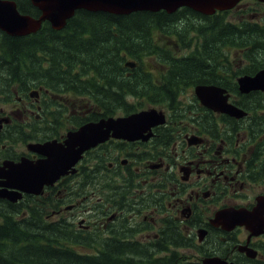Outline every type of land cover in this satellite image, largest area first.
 <instances>
[{
    "label": "flooded vegetation",
    "instance_id": "flooded-vegetation-1",
    "mask_svg": "<svg viewBox=\"0 0 264 264\" xmlns=\"http://www.w3.org/2000/svg\"><path fill=\"white\" fill-rule=\"evenodd\" d=\"M234 10L239 13L237 23L264 24V0H243ZM42 69L39 76L0 75V189L7 170L44 159L32 145L63 144L67 134L81 126H74V93L52 90L46 66ZM259 70L243 68L238 77ZM235 94L252 105L242 108L243 119L210 111L192 94L193 104L183 108L181 116L164 111L166 123L153 127L148 140L110 138L87 151L75 173L73 166V173L43 186L40 195L21 192L16 202L0 199V210H8L9 221L27 231L33 206L39 204L43 232L45 224L61 226L72 241L69 247L81 256L106 251L108 243L117 248L136 243L141 255L161 257L174 246L163 253L150 247L171 231L166 226L177 224L185 240L179 250H192L191 226L203 227L204 239L194 237L191 246L208 253L206 257L229 264H264V229H255L257 223L231 232L209 225L219 210L253 212L260 202L258 216L264 220V135L259 134L264 131V93L241 94L236 86ZM206 206L211 210L207 216Z\"/></svg>",
    "mask_w": 264,
    "mask_h": 264
},
{
    "label": "trees",
    "instance_id": "trees-1",
    "mask_svg": "<svg viewBox=\"0 0 264 264\" xmlns=\"http://www.w3.org/2000/svg\"><path fill=\"white\" fill-rule=\"evenodd\" d=\"M12 1L17 4L21 14L39 17L40 12L28 0ZM226 14L203 16L187 8L172 15L138 12L114 16L78 11L61 31H55L44 23L37 33L24 37L12 38L0 32V75L39 76L45 65L48 87L52 85V90L59 93H74V97L84 99L82 105L91 107L90 110L84 109L90 111L85 116L77 114L74 125L113 116L116 112L130 114L140 109V102L129 103L127 98L145 100L152 106L164 105L173 112L181 111L178 97L183 87L217 85L228 92H236L233 73L228 71L231 66L229 57L222 58L224 68L216 63L217 51L222 47L238 46L251 56L257 52L264 60V29L249 25V30H241L225 22ZM187 19L205 22L195 33L202 42L191 55L172 57L169 52L159 48L154 34H169L170 30L167 29H172L173 22L183 20L186 23ZM188 30L192 32L191 27H187ZM209 37L214 39L208 41ZM233 37L254 40L247 45V41L236 43ZM182 44L184 49L189 47L184 41ZM200 55H203L202 59ZM251 56L247 59L253 60ZM145 57L157 59V65L163 66L161 76L154 74V69H157L155 65L150 66L149 70L143 69L144 66L148 67L146 64L143 66ZM127 60L138 64L134 69L126 68L122 65ZM210 60L215 61L211 69L207 65ZM221 71H224L222 75L217 73ZM227 78L231 80L230 84ZM233 103L241 108L252 106L239 97H234ZM38 206L37 203L33 206L31 227L27 231L20 224L14 226L9 221L8 210H0V217L4 219L0 224V264H200L193 260L183 261L176 251L164 257L143 256L136 243H125L123 248L108 243L106 251L92 257L81 256L69 247L72 241L61 226L45 224L47 233L43 232V215ZM166 227L171 231L161 234L157 246L150 247L157 253L167 252L168 246L183 247L185 243L177 224ZM191 228L195 229L196 226ZM26 234L29 235L27 239ZM191 245L189 239L192 248ZM198 255L209 256L202 250H198Z\"/></svg>",
    "mask_w": 264,
    "mask_h": 264
},
{
    "label": "water",
    "instance_id": "water-1",
    "mask_svg": "<svg viewBox=\"0 0 264 264\" xmlns=\"http://www.w3.org/2000/svg\"><path fill=\"white\" fill-rule=\"evenodd\" d=\"M40 12L39 18L21 15L13 1L0 0V30L12 37H21L36 33L42 23L47 22L53 30H61L67 20L76 11L104 12L111 15L126 16L136 12H160L173 14L180 8H188L196 13L210 16L216 11L222 12L232 9L241 0H29ZM131 66L130 64H128ZM132 67V66H131ZM240 93L247 94L255 91L264 92V70L253 77L244 76L237 80ZM194 93L200 103L213 112L241 119L246 113L240 108L229 104V95L225 89L212 85H198ZM165 123V116L161 111L149 109L130 114L123 118L101 119L98 122H88L78 130L69 132L63 144L45 143L34 145L31 150L44 159L21 163L15 168L7 170L4 189H0V199L16 202L20 193L40 195L44 185H51L68 170L75 166L82 155L89 149L109 139L110 135L116 139L136 141L147 140L145 135L153 127ZM56 144V145H55ZM7 167V166H5ZM24 169V170H23ZM75 170V169H74ZM16 189L17 191H9ZM261 205V202L259 203ZM253 212L237 209H223L215 212L209 225L214 228L230 232L236 227L245 226L251 229H264L263 218L258 216L259 206ZM263 206V205H261ZM263 225V226H262ZM251 226V227H250ZM260 234V232L255 235ZM206 235L205 229L197 231L198 240L202 241ZM202 264H227L219 257H208Z\"/></svg>",
    "mask_w": 264,
    "mask_h": 264
},
{
    "label": "rangeland",
    "instance_id": "rangeland-1",
    "mask_svg": "<svg viewBox=\"0 0 264 264\" xmlns=\"http://www.w3.org/2000/svg\"><path fill=\"white\" fill-rule=\"evenodd\" d=\"M238 19H239V13L236 12L235 10L229 11L225 15V22L231 23L232 25H234L236 27H240L241 30H244V29L245 30H249V25L255 26L249 21H244L243 25L241 23H237ZM176 22L177 21L172 23L173 24L172 25V29H167V30H170L169 34L168 33L167 34L160 33L161 35H159V33H155L154 34V40L159 45V48H162L165 51L169 52L172 57L180 58V57L191 55L197 48H199V46H200V44L202 42V39L195 33H197V31L201 28V26H203L205 24V22H203V21L200 22L198 20H192V19H187L186 23L183 20L180 21V22H177V23ZM187 27H191L192 32L190 30L187 31ZM172 32H174V33H172ZM175 32H179V34L176 35ZM244 35H246V34H244ZM174 36H176V37H174ZM213 39H214L213 37H209L208 41H212ZM233 39H235L236 43H239L240 41H242V42L247 41V45L250 44V43H253V40H254V38L251 39V40H239L238 38H234V37H233ZM255 40H256V38H255ZM183 41L186 42L189 47L184 49V51L179 52V48L182 47V45L179 47L178 44L183 42ZM258 41L263 42L260 39H258ZM189 42H190V45H189ZM237 47L238 46H232V47L225 46V47H222L218 51H217L216 48H214L217 51V56H218L216 63H219V66L221 65L224 68L225 66L223 64L224 61L222 60V58H224L225 56H228L229 57V62L231 63L230 69H228V71H230V72L232 71L233 74L239 69L235 65V63H238V62H243L244 65L251 66L252 70H257V69H259L258 67L264 66V60H261V58H260V56H258L257 52H255V54L253 56H251L250 54H248V52L240 51V49L237 48ZM248 56H251V58L253 59V62H250V65H248L249 63H247V61H248L247 57ZM202 58H203V55H200V59H202ZM127 61H131V60H127ZM134 62H136V61H134ZM136 63L138 64V62H136ZM157 63H158L157 59H153V58H150V57H145V58H143V66L146 64L148 67L144 66L143 69L146 71V70L150 69V66L155 65V66H157V69H154V71H153L154 74L161 76V73L163 72L164 69H163V66L159 67L157 65ZM214 63H215V61L212 62V60H210L207 63V65H210V69H211L212 66L214 65ZM122 66H124V65H122ZM199 67L201 68V66H199ZM223 72L224 71H221L218 74L222 75ZM4 76H5V74H4ZM227 79H228V82L230 84L231 80L229 78H227ZM234 79L235 78H233V81H234ZM232 92H234V91H232ZM192 94H193V86L183 87L181 89L179 97H178V102H179V106L178 107L181 108V111H177L178 112V114H176L177 116H180L182 114L183 108L191 107V105L193 104V101H192V97L193 96H192ZM232 94L236 97L235 92L232 93ZM261 99H264V97L263 98L261 97ZM126 101L129 102V103L134 102V104H136L137 102H140L141 106H140L139 110H145V109H148V108L152 107V105H149L145 100L135 101L133 99H128L127 98ZM74 102H75L74 108H76V105H79L81 107L83 106L81 111H83L84 109L90 110V108H88V107H90V105H88V104L85 105V106L82 105V103L84 102V99L74 97ZM261 106H264V103L261 104ZM152 108H157V109L163 110L165 112L168 110L170 116L173 114V111L169 110L164 105L153 106ZM81 111H79V112H81ZM209 209H210V207L206 206V211H204V214L206 213V216L208 214H211V210H209ZM177 227L179 228V230H181V232H183L182 227H180V226H177ZM164 228H166V227L164 226ZM196 230H197V228L191 230V232H193L195 234ZM136 234H137L136 232H133V235H135L136 238H139L140 236H138ZM131 239H134V238H131ZM75 247L76 246H74V248ZM206 247L210 248V245L208 246V244H207ZM191 249L192 250H190V251L179 250L177 252V254L183 261L200 259L201 257L197 255L198 254V250H200V249L196 248L195 245H193V247ZM172 253L173 252L170 251L169 253L162 254L160 256H170ZM184 254H186L189 257H185L186 255H184Z\"/></svg>",
    "mask_w": 264,
    "mask_h": 264
},
{
    "label": "bare ground",
    "instance_id": "bare-ground-1",
    "mask_svg": "<svg viewBox=\"0 0 264 264\" xmlns=\"http://www.w3.org/2000/svg\"><path fill=\"white\" fill-rule=\"evenodd\" d=\"M24 170V169H23Z\"/></svg>",
    "mask_w": 264,
    "mask_h": 264
}]
</instances>
